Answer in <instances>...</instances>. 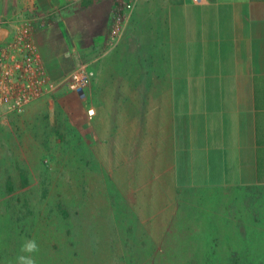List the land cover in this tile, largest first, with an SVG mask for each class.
<instances>
[{"label": "rangeland", "instance_id": "374dc122", "mask_svg": "<svg viewBox=\"0 0 264 264\" xmlns=\"http://www.w3.org/2000/svg\"><path fill=\"white\" fill-rule=\"evenodd\" d=\"M18 17L0 1V18ZM57 31L50 47L36 37L42 56L64 51ZM90 101L61 89L19 113L0 108V264L21 237L36 238L38 264H264V188L177 189L148 150L145 103L121 109L135 117L127 135L118 108Z\"/></svg>", "mask_w": 264, "mask_h": 264}, {"label": "crops", "instance_id": "0c3cea01", "mask_svg": "<svg viewBox=\"0 0 264 264\" xmlns=\"http://www.w3.org/2000/svg\"><path fill=\"white\" fill-rule=\"evenodd\" d=\"M11 1L19 17L0 18V38L25 23L50 47L63 27L64 51L41 56L61 76L91 73L79 89L88 108H118L129 135L135 117L121 109L145 103L148 150L175 188L219 197L264 188V0Z\"/></svg>", "mask_w": 264, "mask_h": 264}, {"label": "built area", "instance_id": "2783aa9c", "mask_svg": "<svg viewBox=\"0 0 264 264\" xmlns=\"http://www.w3.org/2000/svg\"><path fill=\"white\" fill-rule=\"evenodd\" d=\"M122 7L131 11L133 3L125 2ZM4 22L0 20V27ZM121 22L117 15L113 25V33L117 34L115 38L119 35ZM32 33L31 27L22 23L10 37L0 38V108L5 111L22 112L36 99L61 89H83L90 80L91 73L84 66H78L57 79L52 78Z\"/></svg>", "mask_w": 264, "mask_h": 264}, {"label": "clouds", "instance_id": "9594fccd", "mask_svg": "<svg viewBox=\"0 0 264 264\" xmlns=\"http://www.w3.org/2000/svg\"><path fill=\"white\" fill-rule=\"evenodd\" d=\"M39 244L35 237H21L13 264H38Z\"/></svg>", "mask_w": 264, "mask_h": 264}]
</instances>
